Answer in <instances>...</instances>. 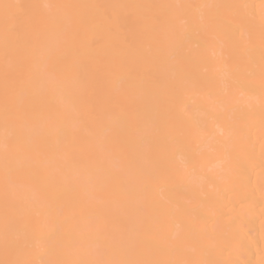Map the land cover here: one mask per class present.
<instances>
[{"label": "bare ground", "instance_id": "obj_1", "mask_svg": "<svg viewBox=\"0 0 264 264\" xmlns=\"http://www.w3.org/2000/svg\"><path fill=\"white\" fill-rule=\"evenodd\" d=\"M0 264H264V0H0Z\"/></svg>", "mask_w": 264, "mask_h": 264}]
</instances>
